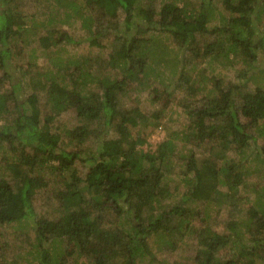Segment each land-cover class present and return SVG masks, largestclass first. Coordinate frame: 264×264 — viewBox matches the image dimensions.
Returning a JSON list of instances; mask_svg holds the SVG:
<instances>
[{
	"label": "trees",
	"instance_id": "obj_1",
	"mask_svg": "<svg viewBox=\"0 0 264 264\" xmlns=\"http://www.w3.org/2000/svg\"><path fill=\"white\" fill-rule=\"evenodd\" d=\"M24 1L0 0V83L11 82L16 70V91L0 87V144L19 152L5 164L15 182L10 184L0 176V224H31L34 241L29 242L25 255L32 256L35 264H61L62 257L74 253L90 255L92 264H156L149 245L152 236L171 246L191 232L197 241L195 264H264V187L244 209V220L226 222L225 232L207 224L194 226L199 214L190 205L201 199L211 203L215 194L233 203L249 167L245 161L264 169V144H257L264 137V122L260 124L264 86L244 89L245 83H234L224 88L218 79V92L206 95L203 105L188 109L191 132H183L182 137L199 146L205 139L212 144L200 159L192 148L178 154L185 167L181 176L186 192L168 202L171 194L165 178L172 166L173 137L153 152H138L145 138L131 133L136 125L135 109H120L118 104L128 85L142 84L143 78L154 75L155 32L170 35L180 47L175 59L180 68L172 70L171 82H164L161 93L169 94L168 87L176 81V86L184 84L188 96L194 94L186 52L194 58L222 54L226 60L229 54L240 53L254 66L264 57V0H200L196 6L190 0H163L158 8L150 0H53L48 14L40 18L24 9ZM69 19L79 21L89 47L110 48L107 64L111 70L86 65V58H69L63 63L55 55L50 59L66 73H50L48 78L49 70L44 80L22 82L19 60L31 33L43 28L40 39L54 46L75 43L66 30L57 28ZM42 93L50 111L43 118L37 105ZM234 93L242 101L239 109ZM70 108L75 111L76 125L54 126L56 117ZM100 115L105 116V134L94 150L82 148V142L96 136L90 122ZM253 126L255 133L248 130ZM110 130L116 135L109 136ZM66 136L75 146L67 147ZM227 150L238 156L237 161L216 163ZM242 158L247 160L243 163ZM76 160L86 166L84 177L74 168ZM52 172L67 176L58 191L60 211L56 218L37 216L33 197L46 186V175ZM62 240L70 244L68 251L59 248ZM9 243L0 244V264H14L15 256L4 259L8 246L17 245Z\"/></svg>",
	"mask_w": 264,
	"mask_h": 264
},
{
	"label": "rangeland",
	"instance_id": "obj_2",
	"mask_svg": "<svg viewBox=\"0 0 264 264\" xmlns=\"http://www.w3.org/2000/svg\"><path fill=\"white\" fill-rule=\"evenodd\" d=\"M190 1L193 2L194 6L200 2V0ZM52 2L53 0H25L23 5L26 11L33 13L36 18H40V16L43 17L48 14ZM162 2L163 0H150L149 3L158 8ZM261 23L264 28V14ZM57 28L59 30H66L73 40H75L73 41L75 43L61 42L54 46L49 40L42 41L40 39V37L45 34L43 28L35 34L31 33V37H29L30 42L25 45V54L23 53L22 55L24 56L20 57L23 59L19 60L21 62L19 64L21 67V72H19V74L22 82L33 81L30 80V78H33L36 83L38 79L44 80V76H46V72L49 70L51 71L48 73V78L52 76L50 73H54L56 76L66 73L64 69L59 70L58 65L50 59V57L55 55H59L63 63L69 60V58L76 60L86 58V60L88 59L86 65H91L95 69L101 68V71L111 70L107 64L108 51L110 48L100 49L98 47H89L87 42L84 41L86 33L80 27L79 21L69 19L68 23L59 22ZM155 36H157L154 42L156 55L151 57V63L154 65L155 69L154 75L151 73V76L143 78L142 84L133 83L128 85L125 94L119 95L118 104L120 109H135L133 114L135 115L136 125L131 127V133L133 136L145 138L143 144L138 145V152H153L157 145L163 142L167 137H173L175 148L171 159L172 166L169 168V173L166 176L168 179L166 180L165 178V182L168 184L167 189L171 194L169 199L167 198L165 200L168 202L174 199L177 200L182 193L186 192V185L181 176V172L184 171L185 167L183 164L181 165L178 154L182 152L188 153V148H192V150H196L199 156L198 158L200 159L209 153V148L212 144L208 139H205L202 140L199 146L196 145L195 140H192L191 143V141L187 142L188 140L182 137L181 134L190 129L189 124L191 123L189 115L187 114L188 109L197 108L201 104L203 105V98H205L206 95L211 93L216 94L215 92H218V89L215 83L218 79L220 86L224 88L234 83H245L241 88H254L257 85L264 86V57H259L257 63L253 66L249 64L245 56L240 53H237L234 57H232V54H229V62L222 54H212L211 57L210 55H202L194 58L189 52H186L184 55L190 60L189 63L187 62V67L192 75L190 81L193 82L194 88H196L195 92L192 96H188L184 84L176 86L175 84L177 82L172 81V86L168 87L169 94H165L163 92L161 93L164 88V82H168L169 80V82H171L169 77L172 74V70L174 68H180V64L175 63L177 54L180 53V47L173 41L170 35L155 32ZM57 70L60 74L54 72ZM118 70L120 69L116 68L117 72ZM15 72L16 70H13L11 82L0 83L1 89H5L10 93L11 90L16 91ZM117 72H115L116 75H118ZM64 82L67 83V80ZM33 84L36 85L34 82ZM90 88L94 90V92H98L95 85H91ZM25 89L30 91L31 87L27 86ZM99 95L98 93L97 96ZM44 96V93H42V95L40 94L37 101V105L42 112V118L50 113L49 104L44 101ZM234 99L236 101V107L239 109L242 102L240 95L234 93ZM183 103H187L186 107H184ZM12 104L13 101L8 98V107L10 106V108H12ZM74 113V109L71 108L63 111L56 117L54 126H75L77 118ZM104 118V115H100L99 118L90 122L91 129L97 131L93 133L96 134V136L91 135L82 142V148L88 150L95 149L97 141L100 139L99 137L105 134L104 130H102L105 127ZM2 120L3 119H1L0 122H2ZM261 122L263 123L264 120L260 121V124ZM256 128V126H253L252 128H248V130L255 133L257 131L255 130ZM190 132L191 131H189V133ZM175 133L176 137H174ZM108 135L115 136L116 134L110 130ZM63 140L65 144L69 145H66L68 148L73 145L75 146L76 142H69L67 136ZM14 144L16 145V142ZM257 144L263 145L264 137H259ZM197 147L199 149H196ZM246 150L250 153L249 147L246 148ZM13 155L18 157L19 152L12 150L6 143L0 144V176L10 184H13L15 181L11 171L6 169L5 164L7 160L10 161L14 157ZM220 159L221 160L216 161V163H224L225 160L226 162L237 161L238 156L233 153L232 150H227L224 157ZM243 160L247 159L242 158V161ZM245 163L249 167L247 168V172L243 177V183L239 186L237 197L233 203L225 199H218L217 197L219 196H217V194H215L211 203L204 199L190 203V205L195 206L199 214L196 220L192 222L194 226L199 227L202 224H207L212 230L225 232L226 222L232 220L241 222L244 220V209L254 201L257 194L256 192L259 191V188L264 187V169L253 161H250L249 164L248 161H245ZM74 168L77 169L80 177H84L86 172L84 163L76 160ZM65 177L67 176L59 177L55 172L46 175V186L40 188L33 197V204L37 216H45L48 218H56L58 216L60 202L57 196L58 191L63 186L62 181ZM217 199L218 202H216ZM4 240H8L10 243L11 241H15L17 244L14 247L8 246L4 251V259L13 260L15 256V260L13 261L14 264H35V259H33L32 256L25 255L28 245L30 244L29 242L34 241V231L30 223L18 227H16V222L0 224V241L2 242ZM58 243H60L59 248H63L65 251L70 249V244L65 240H62V242L59 241ZM196 243V237L194 233L191 232H187L181 240L178 239L177 242H174L171 246H168L166 242L158 240V238L154 236L149 239L150 250L155 255V260H158L156 264H165L166 262L195 264L193 256L197 246ZM226 256L227 252L224 250L223 257ZM25 258H27L28 261ZM75 259L77 260L76 264H82L81 260H84L85 264L93 263V259L90 255L77 256V254L74 253V255L65 258L62 257L61 264H74Z\"/></svg>",
	"mask_w": 264,
	"mask_h": 264
}]
</instances>
